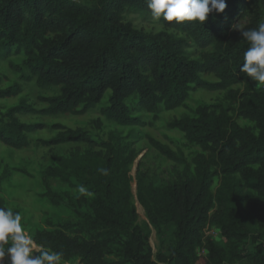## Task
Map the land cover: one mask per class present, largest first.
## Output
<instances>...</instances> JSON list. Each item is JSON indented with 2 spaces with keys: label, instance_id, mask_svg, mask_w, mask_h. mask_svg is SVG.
I'll return each instance as SVG.
<instances>
[{
  "label": "trees",
  "instance_id": "16d2710c",
  "mask_svg": "<svg viewBox=\"0 0 264 264\" xmlns=\"http://www.w3.org/2000/svg\"><path fill=\"white\" fill-rule=\"evenodd\" d=\"M90 1L87 6L76 0H0V59L22 55L21 63L9 64L22 82L58 89L37 97L43 107L19 98L0 115V142L25 148L32 143L28 134L51 129V137L34 144H79L65 154L51 151L42 179V195L53 206L65 203L71 217L47 220L31 236L45 249L62 252V264H264V86L240 71L250 46L240 29L264 23V0H225V10L210 13L203 24L160 20L185 37L145 32L124 20L125 14L152 15L146 0ZM244 16L248 21L235 27ZM188 40L204 50L200 59L187 55ZM197 89L225 91L228 103L199 104L192 115L166 124L201 149L189 161L147 136L152 148L181 167L162 185L147 181L139 166L136 183L130 181L139 154L130 133L110 132L103 140L80 127L18 119L81 115L107 94L99 108L105 119L150 126L161 109L183 106ZM21 91L13 83L0 88V98ZM237 117L251 126L240 125ZM92 124L101 127L99 119ZM100 168L109 174H100ZM8 175L3 168L0 179ZM50 180L76 194H60ZM130 193L158 235L173 228L174 245L167 252L153 254L148 229L136 223ZM0 207L6 208L2 196ZM212 226L217 232L204 234ZM247 245L252 251L245 252Z\"/></svg>",
  "mask_w": 264,
  "mask_h": 264
},
{
  "label": "rangeland",
  "instance_id": "374dc122",
  "mask_svg": "<svg viewBox=\"0 0 264 264\" xmlns=\"http://www.w3.org/2000/svg\"><path fill=\"white\" fill-rule=\"evenodd\" d=\"M81 4L90 6V0H76ZM124 20L130 22L135 28L143 29L145 32L155 33L159 31H166L175 36L185 37L183 33L172 29H165L161 21L155 20L152 15L142 14H125ZM248 21V16H244L235 23V27L239 28ZM189 46L186 48L187 55L192 59H200L201 53L204 51L196 46L192 40H188ZM22 55H11L6 59H0V88H6L13 83H20L22 91L14 97L0 98V115L4 114L6 110L13 106L19 98L25 99L35 108L43 107V103L38 101V96H50L57 93L56 87L39 88L34 81L22 82L19 79L18 73L10 68V63L19 64L23 60ZM202 79L206 81H215L216 78L211 74H201ZM107 94L102 99L101 103L95 108L81 115L58 114V115H37V114H21L18 119L24 123H44L51 125L54 123L62 124L69 128H84L88 130L91 135L96 138L105 140L110 132L126 135L128 133L134 136V147L139 153L135 162L131 166L130 181L134 178L136 183L137 166L139 171L146 174V179L155 185H162L166 181L173 178L175 169L179 170L181 167L173 161L165 158L152 148L147 136L159 141L168 146L174 152H180L184 158L189 161L192 156L201 151V149L192 143H188L183 134L176 129H169L166 124L175 118L183 115H192L194 108L199 104H215L218 102L228 103L225 99V91H208L205 89L193 90L189 93L187 100L183 106L172 110L161 109L158 112L159 119L154 120L153 124L144 127L135 126H120L114 122L105 119L99 113V108L106 104ZM145 118H150L151 115L146 112L141 113ZM99 119L101 127L95 128L92 121ZM240 125H249L251 123L242 119L236 118ZM54 134L51 129H42L35 133L28 134V138L32 142L28 147L21 149L11 148L0 142V174L3 168L10 171V175L4 176L0 179V196L3 197L6 203V208H10L14 212H20L22 215V225L25 231L32 235L35 230L45 226L47 220H60L71 217V212L65 203L59 206H53L42 195L43 186L42 179L45 175V169L50 164V153L65 154L73 149L75 143L59 145L52 148L35 145L37 139H47ZM51 186L54 190L64 195L65 192L75 195L76 191L70 190L66 186L60 184L55 180H50ZM130 185V184H129ZM137 193V189H136ZM131 195V193H130ZM131 203L137 213L136 223L147 228L149 231V244L152 252L155 255L158 251L167 252L168 249L174 245L173 228L164 227L160 231V235L149 223L146 215L144 219L137 206L133 196H130ZM137 200V194H136ZM138 202V200H137ZM139 203V202H138ZM210 233L216 231V227H208ZM208 234V233H204ZM218 239V235H215ZM245 252L252 251V246L247 245ZM248 259H245L247 261ZM4 262L10 263L6 258ZM67 264H79L77 261Z\"/></svg>",
  "mask_w": 264,
  "mask_h": 264
},
{
  "label": "clouds",
  "instance_id": "9594fccd",
  "mask_svg": "<svg viewBox=\"0 0 264 264\" xmlns=\"http://www.w3.org/2000/svg\"><path fill=\"white\" fill-rule=\"evenodd\" d=\"M152 17L177 24L195 21L203 24L210 13L223 12L227 7L225 0H146ZM241 30L242 37L250 44L244 53V63L240 71L264 86V23L257 28ZM107 176L108 169H98ZM81 194L86 189L80 186ZM10 264H62L63 253L50 251L38 245L22 225V215L10 208L0 207V264L5 259Z\"/></svg>",
  "mask_w": 264,
  "mask_h": 264
},
{
  "label": "built area",
  "instance_id": "2783aa9c",
  "mask_svg": "<svg viewBox=\"0 0 264 264\" xmlns=\"http://www.w3.org/2000/svg\"><path fill=\"white\" fill-rule=\"evenodd\" d=\"M205 233H208L209 234L210 233V230L208 228H206L205 229ZM211 233L212 234H215L213 231ZM262 245H263V248H264V241H263Z\"/></svg>",
  "mask_w": 264,
  "mask_h": 264
}]
</instances>
